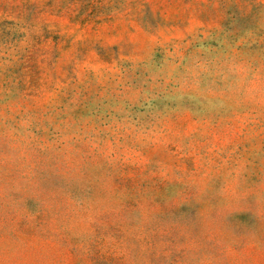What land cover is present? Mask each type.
Listing matches in <instances>:
<instances>
[{"label":"rangeland","instance_id":"374dc122","mask_svg":"<svg viewBox=\"0 0 264 264\" xmlns=\"http://www.w3.org/2000/svg\"><path fill=\"white\" fill-rule=\"evenodd\" d=\"M0 264H264V0H0Z\"/></svg>","mask_w":264,"mask_h":264}]
</instances>
